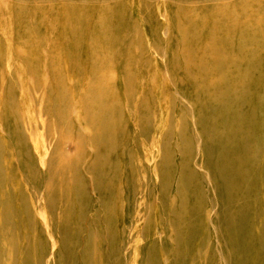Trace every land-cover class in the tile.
I'll list each match as a JSON object with an SVG mask.
<instances>
[{"label": "bare ground", "instance_id": "6f19581e", "mask_svg": "<svg viewBox=\"0 0 264 264\" xmlns=\"http://www.w3.org/2000/svg\"><path fill=\"white\" fill-rule=\"evenodd\" d=\"M126 259L264 264V0H0V264Z\"/></svg>", "mask_w": 264, "mask_h": 264}, {"label": "rangeland", "instance_id": "374dc122", "mask_svg": "<svg viewBox=\"0 0 264 264\" xmlns=\"http://www.w3.org/2000/svg\"><path fill=\"white\" fill-rule=\"evenodd\" d=\"M136 197H138V196H136ZM127 198L129 199V197H127ZM126 203H128V200H126ZM130 212H131V211H129V213H130ZM129 225H130V223L127 222V223H126V227L128 228ZM162 240H163V237H162ZM129 248L131 249V247H129ZM125 249H126V247H125ZM125 249L122 247V252H124ZM127 256H130L129 251H128V253H127ZM128 260H129V258H128ZM125 264H129V263H127V259H126V263H125Z\"/></svg>", "mask_w": 264, "mask_h": 264}]
</instances>
